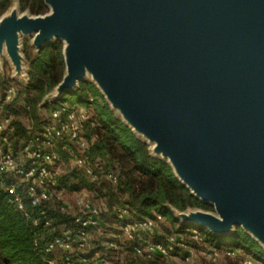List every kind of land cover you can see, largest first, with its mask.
I'll use <instances>...</instances> for the list:
<instances>
[{
	"label": "water",
	"instance_id": "1",
	"mask_svg": "<svg viewBox=\"0 0 264 264\" xmlns=\"http://www.w3.org/2000/svg\"><path fill=\"white\" fill-rule=\"evenodd\" d=\"M46 16L0 20V58L27 82L20 37L65 42L67 74L89 73L124 123L155 145L216 214L187 220L264 247V0H44Z\"/></svg>",
	"mask_w": 264,
	"mask_h": 264
},
{
	"label": "trees",
	"instance_id": "2",
	"mask_svg": "<svg viewBox=\"0 0 264 264\" xmlns=\"http://www.w3.org/2000/svg\"><path fill=\"white\" fill-rule=\"evenodd\" d=\"M9 4L7 0L0 1V16ZM20 5L22 10L33 15L47 12L44 0H21ZM23 52L28 67V84L22 85L7 75H0V115L12 116V139L15 147L37 135L39 128L47 122L43 121L41 126L42 108L56 110L63 106L83 107L88 111L89 118L84 122L81 133L87 146L81 148L77 143H59L54 148L60 160L53 171L56 182L53 196L38 207H32L27 202L28 211L34 216H37L40 209L46 211L50 221L48 227H33L32 220L27 219L10 202L4 188V178L0 175V264H48L50 255L36 247L35 241L39 240L44 244L68 231L79 230L81 224L77 219L83 216L82 211L73 215L64 203V196L84 188L96 191L108 204L106 218L109 224L105 235L101 234L92 246L78 249L73 254L76 258H87L89 264L96 257L107 260L111 255L124 252L134 254L132 247L136 243L129 238V244L123 243L116 236L127 223L154 219L156 213L167 216L171 208L179 211L189 208L212 210L191 194L165 160L151 154L148 144L118 117L93 83H80L76 89L69 90L57 101L45 103L47 95L62 81L64 75L65 65L60 43L46 46L37 53L25 42ZM12 84L15 85L13 99L4 103L6 91ZM78 147L83 152H79ZM71 158L75 161L80 158L83 165L75 162L76 165L71 170L62 167ZM87 169L90 173H87ZM109 174L117 178L116 183L107 178ZM103 176L114 185L107 187L106 192L103 191ZM117 205L128 208L129 221L120 219ZM115 223L121 224L120 231L113 228ZM101 228L103 225L97 230ZM193 230L198 234L201 243L226 252L225 262L220 264H243L241 254L234 253L237 250L245 252L255 264H264L262 245L239 227L231 235L220 236L201 227L181 226L176 233L185 238H177L175 244L170 243V236L159 239L155 234L152 241L165 246L168 257L178 256L185 254L194 243H199L193 238ZM134 255L132 262L139 264H158L168 258Z\"/></svg>",
	"mask_w": 264,
	"mask_h": 264
},
{
	"label": "built area",
	"instance_id": "3",
	"mask_svg": "<svg viewBox=\"0 0 264 264\" xmlns=\"http://www.w3.org/2000/svg\"><path fill=\"white\" fill-rule=\"evenodd\" d=\"M14 94L15 88L9 87L4 103L10 102ZM88 118V111L82 107L63 106L50 113L48 121L37 135L29 141L21 143L19 147H15L12 139V116L0 115V175L4 178V188L10 202L27 219L32 220L33 227L50 226L46 211L40 209L37 216H34L29 213L27 202L32 207H38L43 201L53 196L56 186L53 171L60 160V156L54 151V148L61 142L77 143L81 148H85L87 145L81 133L83 124ZM75 162L78 165H83L80 158H77ZM87 173H90L89 169H87ZM107 178L114 183L117 181V178L111 174L107 175ZM79 204L84 217L80 216L77 219L81 224L78 231H68L44 244L39 240L35 241L36 247H40L44 254L50 255L47 260L48 264H89L87 258H76L73 254L78 249L90 247L91 233L102 226L101 210L87 200H81ZM118 213L122 220L129 216L126 206H120ZM121 230L132 242L136 243L132 247L134 254L148 258L168 256L165 246L148 239L149 236L156 235L154 221L150 219L134 221L125 224ZM194 234L197 239L196 231ZM177 238V236L170 237V243L175 244ZM97 264H108V262L100 260Z\"/></svg>",
	"mask_w": 264,
	"mask_h": 264
},
{
	"label": "rangeland",
	"instance_id": "4",
	"mask_svg": "<svg viewBox=\"0 0 264 264\" xmlns=\"http://www.w3.org/2000/svg\"><path fill=\"white\" fill-rule=\"evenodd\" d=\"M7 1H9V3H10L9 7L2 13V15L0 16V20L2 18H4V17L10 15L13 11H16L18 17H23V16H30V17L46 16V15L50 14V12H51L50 8L47 7V12L45 14L33 15L29 11L21 9V5H20V1L21 0H7ZM34 39H35V35H30V36L22 35L20 37V44H21L23 55H24L23 44L25 42L29 43L30 47L34 50V52L39 53L40 51H42V49L38 50L34 46V44H33L34 43ZM55 43H60L61 44V52H62V56H63V60H64L65 70H64V75H63L62 81L47 96L52 95V94L55 93L56 89L63 82V80H64V78H65V76L67 74L66 58H65V46H66L65 42L62 41V40H59V39H55V40H51L46 46H51V45H53ZM24 57H25V55H24ZM2 59H3V65H2L3 66V68H2L3 70H1V74L2 75L3 74L7 75L8 78L13 80V78H12L13 77V68H12L7 56L5 55ZM24 65H25L26 73H27V82L26 83H28L29 78H28V67H27V63H26V58H25ZM13 81L15 82V80H13ZM17 82L19 84H22V85L25 84V82H21V81H17ZM84 82L93 83L97 87L96 83L94 82V80L92 78V75L89 74V73L84 77V79L82 81H79L77 87L80 85V83H84ZM10 87L15 88V85L12 84V85H10ZM77 87H75L74 89H76ZM46 98H45V103H48V101L46 102ZM104 99H105V97H104ZM106 102L110 106V108L118 115V117L124 122V120L122 118V115L118 111L114 110L111 107V104L108 103L107 100H106ZM52 111L53 110H48V109H44V108L41 109V119H40L41 120V126L43 124V121H45V120L48 121L49 115H50V113ZM39 129H40L39 131H41L42 128H39ZM141 139H143V138L141 137ZM146 144H148L149 150H150L151 154H153L154 153V149H155V145L153 143H148V140H147ZM77 149L79 150V152H83V150L80 147H78ZM162 160H165L170 165V163L168 162L167 159H162ZM67 163L64 162L62 164V167H65V168L71 170L76 165L75 164V160L73 158H71L70 161L67 162ZM102 172H104V171H102ZM114 174H117V173H114ZM101 180H102V184H104V187H103V191L104 192H106L107 187H109V186L110 187L111 186L114 187V185L108 179H106L104 176L102 177ZM81 200H87V201L91 202L97 208H99L101 210L100 220H101V223L103 225V228H101V230H97V231L95 230L93 233H91L89 241H90V246H92L93 243L97 239H99V237H101V234L105 235V233H106L105 229H107V226L109 224V222H108V220L106 218V214L108 212V204H107V202H106V200L104 198L98 196V193L96 191L90 190L88 188H84V189H82L80 191H77V192H74V193H70V194H66L64 196V203H65V205L67 206V208L69 209V211L73 215H76L77 213L81 212L82 207L79 204V202ZM201 203H203V202H201ZM203 204L210 206L212 208V210H204V209H199V208H189V209H187L185 211H179V210H177L175 208H171L167 212V216H163V215L158 214V213L154 214L156 216L155 217L156 219L154 218V219H150V220L154 221V223H155L156 235L158 236L157 238H159V239L160 238L161 239L164 238L165 239L168 236L171 237L173 235H176L179 239H183V238H185V237H183V235L176 233V231L181 226H189V227L195 226V227L204 228L203 226L194 224L193 222H191V221L186 219V217H189V216H191L193 214H196L198 212L216 214L214 206H212L210 204H206V203H203ZM117 207H120V206L117 205ZM158 217H161V218L159 219ZM129 219H130V217L128 216V218H126L125 220L129 221ZM120 225L121 224L118 225V224L115 223L113 228H116V229H118V231H120V229H119ZM239 228H241V227H239ZM204 229H206V228H204ZM235 229L233 230V232L235 231ZM241 229L244 230L243 228H241ZM194 232H195V230L192 231V234ZM116 236L118 237L119 241H122L123 243L129 244L128 243V236H127V234H124V232L116 234ZM154 238H155L154 235H151V236L148 237L149 240H153ZM193 238L196 239L195 237H193ZM196 240H198L199 243H197V244L194 243L190 247L188 246L189 248H188L187 252L185 251V254L187 253V255L182 253L181 255L174 256V257H168L167 256L168 257L167 259L163 260L161 263H158V264H211V263L212 264H220V263H224L225 262V259H226V257H225L226 256V252L225 251H219V250L214 249L213 247H211L207 243H201L199 237ZM187 245H189V244H187ZM234 253L236 255L237 254L238 255L241 254V257H242V260H243V264H255L253 259L250 256L246 255L245 252H241L240 250H237ZM133 256H135V255L133 253H131V252H124V253H120L118 255H111L110 257L107 258V261H108V264H139L138 262H136V263L132 262V260L134 258ZM96 258L93 259L92 264H97L101 260V258H99V257L97 259Z\"/></svg>",
	"mask_w": 264,
	"mask_h": 264
},
{
	"label": "crops",
	"instance_id": "5",
	"mask_svg": "<svg viewBox=\"0 0 264 264\" xmlns=\"http://www.w3.org/2000/svg\"><path fill=\"white\" fill-rule=\"evenodd\" d=\"M4 56H2L1 58H0V75H1V70H3L2 68H3V58ZM4 75V74H3ZM15 82H17V81H15ZM26 84H28V83H25L24 85H26ZM0 98H1V93H0ZM102 260H105V261H107L106 259H102ZM108 262V261H107Z\"/></svg>",
	"mask_w": 264,
	"mask_h": 264
}]
</instances>
